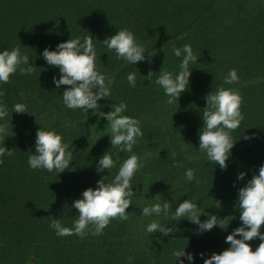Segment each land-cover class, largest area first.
<instances>
[{"label": "trees", "instance_id": "trees-1", "mask_svg": "<svg viewBox=\"0 0 264 264\" xmlns=\"http://www.w3.org/2000/svg\"><path fill=\"white\" fill-rule=\"evenodd\" d=\"M120 28L130 29L145 46V60L127 64L99 42ZM89 34L94 36L97 67L113 77L110 95L98 103L106 112L111 103L124 101L122 114L140 121L142 136L132 151L142 166L132 177L137 191L125 209L126 220L110 218L99 235L57 236L50 221L58 218L72 226L78 215L72 200L84 188L95 187L100 175L96 159L106 149L116 153L114 166L104 173L108 182L130 154L117 152L109 140L91 139L87 120L95 115L64 107L60 91L66 86L54 89L51 77L57 69L39 55L59 41ZM185 43L198 61L189 64L190 83L177 106L175 101L166 103L154 81L159 68L177 71L180 58L171 48ZM12 47L20 48L36 68L30 74L14 72L7 83H0V102L9 112L16 102H23L29 112L10 113L14 135H0V147L11 149L10 155L0 156V264H172V249L184 246L193 254L192 264H202L198 252L207 256L227 247L224 236L240 223L234 205L237 188L264 162V0H0V48ZM149 69L154 72L151 80L142 76ZM229 69L238 77L232 84L224 82ZM129 72L137 73L135 86L126 80ZM218 87L239 92L243 116L230 131L236 141L223 170L197 149L203 96ZM39 126L59 132L69 148L74 145L72 166L57 173V179L54 171L27 165ZM244 134L250 138L243 139ZM173 160L179 163L173 165ZM186 168L193 170L194 181L185 179ZM238 171L245 172L239 181ZM186 198L223 218L225 228L195 234L194 223L174 220L172 210ZM162 199L173 207L168 216L139 215L145 204ZM152 219L174 229L167 236L148 234L144 226ZM248 243L254 250L259 239Z\"/></svg>", "mask_w": 264, "mask_h": 264}, {"label": "clouds", "instance_id": "clouds-1", "mask_svg": "<svg viewBox=\"0 0 264 264\" xmlns=\"http://www.w3.org/2000/svg\"><path fill=\"white\" fill-rule=\"evenodd\" d=\"M93 37L90 34L82 39L80 36H74L57 42L51 50L45 47L39 55L47 65L57 69L51 77L54 89H61L62 85L66 86L60 91L64 107L73 110L80 109L87 115H95L97 119L103 117L111 133V135L106 133L110 147L117 152L123 151L130 154L123 159L108 182H106L107 173H104L105 170L114 166L113 156L116 153L110 154L106 149L96 159L95 170L100 175L95 181V187L84 188L79 197L72 200L71 207L78 214L72 221V226L63 225L58 218L50 221L49 227L57 236L73 233L81 238L88 234L99 235L109 223L110 218L118 217L120 220H126L125 209L131 203L134 192L137 191L136 185L132 183V177L142 166L141 158L132 151L133 145L142 136L140 121L135 117L122 114L126 109L124 101L111 103L106 112L102 110L103 105L98 103L101 98L110 95L113 77L97 67V53ZM99 42L108 50L114 51L116 59H122L127 64L135 65L136 62L146 58L145 46L137 42L133 32L128 28L116 29L113 34L105 36ZM154 52L155 50L152 55ZM171 52L172 55L180 58L177 71L173 73L159 68L157 71L159 75L155 77L154 82L163 90L167 97L166 103L172 104L175 101L178 106V97L188 89L190 83L189 76L192 68H189V64L197 62L198 56L193 53L191 46L187 43L180 47L173 45ZM29 59L30 57L22 53L18 47H12L10 50L0 48V83H7L10 74L17 71L20 74L32 73L36 67L29 63ZM136 74V72H129L126 75L129 86H135ZM153 74L154 72L149 69L142 76L151 80ZM237 80L236 70L229 69L224 82L232 84ZM203 100L205 106L201 112L202 123L198 129L197 149L204 153L206 161L212 162L213 165L223 170L227 167L226 161L231 155L230 149L236 141L231 138L230 131L235 130L243 119L239 107L241 97L235 89L218 87L214 92L210 89L205 93ZM12 112L29 113L23 102L14 103L11 106V112L0 102V135L10 131V113ZM242 138L249 139L250 137L244 134ZM73 147L72 144L69 148V142L64 141L59 132L39 126L35 131L34 150L27 157V165L32 169L54 171L56 176L57 173L71 168ZM10 154L11 149L0 147V156ZM172 155L175 156V153ZM178 163L173 160V165ZM184 177L187 181H194L193 170L186 168ZM244 177V171L236 173L237 181ZM195 182L198 183V180ZM215 201V207H219V201ZM234 205H237L235 208L239 212L240 223L224 236L227 247L219 252L213 251L207 256L204 252H198L196 255L203 257L202 264H264V231L261 230V225L264 224V162H261L251 177L237 188ZM170 208L173 209L169 201L162 199L145 204L139 209V215L168 216ZM201 214L205 216V219H199ZM171 216L176 221L186 219L194 223L196 225L195 234L210 231L214 226H219L221 229L226 226H222L223 218H219L214 213L205 212L204 209L197 207L195 201L188 198L176 204ZM167 224L161 223L158 219H152L144 226V231L148 234L159 232L167 236L174 229L166 226ZM254 238H258L259 243L254 250H251L248 241ZM185 247L172 249L171 255L174 257L172 264L174 261L175 264H185L186 261L192 264L193 254L190 251L186 252ZM128 260L130 262L131 257Z\"/></svg>", "mask_w": 264, "mask_h": 264}, {"label": "rangeland", "instance_id": "rangeland-1", "mask_svg": "<svg viewBox=\"0 0 264 264\" xmlns=\"http://www.w3.org/2000/svg\"><path fill=\"white\" fill-rule=\"evenodd\" d=\"M87 122L90 128L91 139L94 142H99L102 140H109L108 135H111L110 129L103 117H100L99 119H97L96 116H92L87 120Z\"/></svg>", "mask_w": 264, "mask_h": 264}]
</instances>
